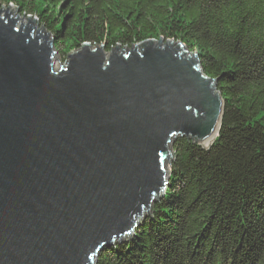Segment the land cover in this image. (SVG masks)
I'll return each mask as SVG.
<instances>
[{"label":"water","instance_id":"95a60500","mask_svg":"<svg viewBox=\"0 0 264 264\" xmlns=\"http://www.w3.org/2000/svg\"><path fill=\"white\" fill-rule=\"evenodd\" d=\"M14 11L0 8V264H95L166 194L176 138L213 144L224 100L198 53L163 38L84 43L55 70V36Z\"/></svg>","mask_w":264,"mask_h":264},{"label":"trees","instance_id":"16d2710c","mask_svg":"<svg viewBox=\"0 0 264 264\" xmlns=\"http://www.w3.org/2000/svg\"><path fill=\"white\" fill-rule=\"evenodd\" d=\"M0 2L38 17L65 54L182 42L224 100L213 144L176 138L166 194L96 264H264V0Z\"/></svg>","mask_w":264,"mask_h":264},{"label":"rangeland","instance_id":"374dc122","mask_svg":"<svg viewBox=\"0 0 264 264\" xmlns=\"http://www.w3.org/2000/svg\"><path fill=\"white\" fill-rule=\"evenodd\" d=\"M9 5H13V6H15V8L17 9V11H14V13L17 15V14H19V16L20 17H22L23 18V20H20V22L22 21V22H27V19H28V16H33V15H29V14H25V13H23L22 11H21V9L20 8H18V6L14 3V2H10V3H8V4H5V3H1L0 2V8H2L3 6H9ZM34 17H36V16H34ZM38 18V17H37ZM38 21H40L39 19H36V25H38ZM44 26V25H43ZM42 27V24H39L38 25V28H41ZM45 27V26H44ZM50 32V31H49ZM52 34V33H51ZM53 35V34H52ZM154 40H156V39H154ZM159 40V39H158ZM56 47V46H55ZM97 47V45L95 46V45H91V49H94V48H96ZM122 48H127V47H121L120 46V49H122ZM129 48H132V47H129ZM61 49H59V48H57L56 47V53H55V55H54V69L55 70H58L59 68H61V65H63V66H65L66 65V63H67V61H68V56H69V54H71V53H73V52H75V51H77V50H72V51H70L68 54H65V53H63L62 51H60ZM105 51L107 52V54H109L111 51H107L106 50V47H105ZM56 57H58V59L56 58ZM170 152H172V156L169 158V160L167 159L166 161H165V165H166V167H167V171L170 173V170H171V162H172V160L174 159V150H173V145H172V147H171V150H170ZM169 183V182H168ZM169 186V185H168ZM161 198H163V197H161ZM160 198V199H161ZM159 199V200H160ZM158 200V201H159ZM156 203V202H155ZM154 203V204H155ZM153 204V205H154ZM96 264V263H95Z\"/></svg>","mask_w":264,"mask_h":264},{"label":"bare ground","instance_id":"6f19581e","mask_svg":"<svg viewBox=\"0 0 264 264\" xmlns=\"http://www.w3.org/2000/svg\"><path fill=\"white\" fill-rule=\"evenodd\" d=\"M14 16H16V15H14ZM19 20H21V18H19ZM120 243H123V242H120Z\"/></svg>","mask_w":264,"mask_h":264}]
</instances>
